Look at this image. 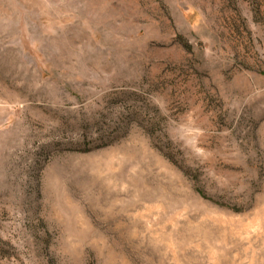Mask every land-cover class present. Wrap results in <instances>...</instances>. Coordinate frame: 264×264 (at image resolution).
<instances>
[{"label": "rangeland", "instance_id": "obj_1", "mask_svg": "<svg viewBox=\"0 0 264 264\" xmlns=\"http://www.w3.org/2000/svg\"><path fill=\"white\" fill-rule=\"evenodd\" d=\"M0 264H264V0H0Z\"/></svg>", "mask_w": 264, "mask_h": 264}]
</instances>
